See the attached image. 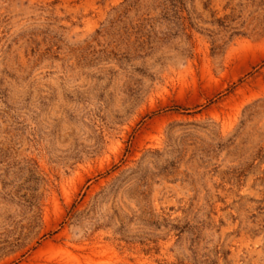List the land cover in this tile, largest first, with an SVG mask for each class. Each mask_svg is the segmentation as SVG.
Returning a JSON list of instances; mask_svg holds the SVG:
<instances>
[{
    "label": "rangeland",
    "instance_id": "obj_1",
    "mask_svg": "<svg viewBox=\"0 0 264 264\" xmlns=\"http://www.w3.org/2000/svg\"><path fill=\"white\" fill-rule=\"evenodd\" d=\"M0 264H264V0H0Z\"/></svg>",
    "mask_w": 264,
    "mask_h": 264
}]
</instances>
